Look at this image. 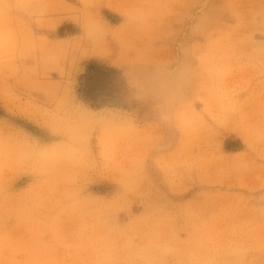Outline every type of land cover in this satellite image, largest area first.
<instances>
[{"label":"rangeland","instance_id":"rangeland-1","mask_svg":"<svg viewBox=\"0 0 264 264\" xmlns=\"http://www.w3.org/2000/svg\"><path fill=\"white\" fill-rule=\"evenodd\" d=\"M0 264H264V0H0Z\"/></svg>","mask_w":264,"mask_h":264},{"label":"trees","instance_id":"trees-1","mask_svg":"<svg viewBox=\"0 0 264 264\" xmlns=\"http://www.w3.org/2000/svg\"><path fill=\"white\" fill-rule=\"evenodd\" d=\"M112 70L98 64H90L87 72L80 83V89L85 99L91 102L98 100L101 95L106 97L108 91L105 90L104 79L107 73Z\"/></svg>","mask_w":264,"mask_h":264},{"label":"bare ground","instance_id":"bare-ground-1","mask_svg":"<svg viewBox=\"0 0 264 264\" xmlns=\"http://www.w3.org/2000/svg\"><path fill=\"white\" fill-rule=\"evenodd\" d=\"M97 41V40H96ZM90 43V42H89ZM91 48V47H90Z\"/></svg>","mask_w":264,"mask_h":264}]
</instances>
